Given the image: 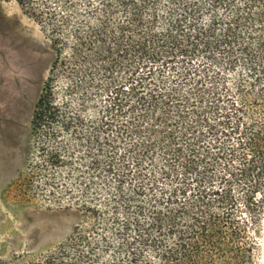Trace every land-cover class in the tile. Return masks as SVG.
<instances>
[{
  "label": "trees",
  "instance_id": "obj_1",
  "mask_svg": "<svg viewBox=\"0 0 264 264\" xmlns=\"http://www.w3.org/2000/svg\"><path fill=\"white\" fill-rule=\"evenodd\" d=\"M14 1L53 56L25 189L80 222L0 264H256L264 0Z\"/></svg>",
  "mask_w": 264,
  "mask_h": 264
},
{
  "label": "rangeland",
  "instance_id": "obj_2",
  "mask_svg": "<svg viewBox=\"0 0 264 264\" xmlns=\"http://www.w3.org/2000/svg\"><path fill=\"white\" fill-rule=\"evenodd\" d=\"M52 57L41 27L14 0H0V260L44 255L80 222L74 210L25 189L29 154L37 151L30 146V121ZM67 84L58 87L62 98ZM260 198L252 229L256 264H264V195Z\"/></svg>",
  "mask_w": 264,
  "mask_h": 264
}]
</instances>
